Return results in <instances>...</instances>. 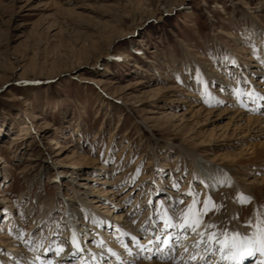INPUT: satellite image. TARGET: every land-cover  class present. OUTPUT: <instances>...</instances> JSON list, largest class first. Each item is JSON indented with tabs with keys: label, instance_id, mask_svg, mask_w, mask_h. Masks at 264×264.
Segmentation results:
<instances>
[{
	"label": "rangeland",
	"instance_id": "obj_1",
	"mask_svg": "<svg viewBox=\"0 0 264 264\" xmlns=\"http://www.w3.org/2000/svg\"><path fill=\"white\" fill-rule=\"evenodd\" d=\"M253 44L264 0H0V264H36L43 244L57 248L49 264L113 247L99 264H188L178 253L191 231L167 245L171 258L146 256L143 240L165 237L163 209L178 218L189 190L217 206L204 225L230 217L250 236L264 221ZM207 168L229 181H202ZM74 241L77 262L59 261Z\"/></svg>",
	"mask_w": 264,
	"mask_h": 264
},
{
	"label": "bare ground",
	"instance_id": "obj_2",
	"mask_svg": "<svg viewBox=\"0 0 264 264\" xmlns=\"http://www.w3.org/2000/svg\"><path fill=\"white\" fill-rule=\"evenodd\" d=\"M254 45V44H253ZM255 46V48H258L262 53H263V55H264V44H262V45H260V44H258V45H254ZM247 93H249V91H246ZM251 95V94H250ZM254 96L253 95H251V100H253L254 102H257V100L255 99V97L253 98ZM256 119V118H255ZM257 119H259L258 117H257ZM74 166H76V163L75 164H73V166L72 167H74ZM80 165H78V167H79ZM206 167H208V166H206ZM227 173H226V171L225 170H223L222 168H218V169H216V170H214L213 168H207V171L206 172H201L200 173V179L202 180V181H205V182H209V183H212V182H214V181H221V182H224V184H226L229 180H228V177H227ZM97 176V175H96ZM96 181H100V179L99 178H94ZM105 180V179H104ZM107 181V180H106ZM264 188V187H263ZM107 191L109 192V191H114V190H110V188H108L107 189ZM92 201H94V200H92ZM187 206H184V207H182L180 210H179V216H178V218L176 217V219H173V222L174 223H176V222H182V221H180V213L183 211V210H185V208H186ZM47 210V209H46ZM8 211H11V209H9ZM163 211H164V209H163ZM166 211V210H165ZM13 213V212H12ZM117 213L115 214V216L117 217ZM163 215V212H162V214H161V216ZM42 217V216H41ZM204 217H207V214H204L203 215V218ZM173 218V217H172ZM117 219V218H116ZM109 220V219H108ZM114 220V219H113ZM204 220V219H203ZM107 221V220H106ZM163 221V220H162ZM40 222H42V221H40ZM108 223V222H107ZM226 223H230L231 224V220H230V217L228 218V220L226 221ZM230 224L229 225H225V226H222V227H216L215 226V228L213 229V228H210V227H208V225H204V223L202 222L201 223V225H200V227L199 228H197V230L195 231V232H193V231H191L190 229L189 230H187V231H183V230H181V229H179V228H165V231H164V233H162V237H164V236H170L171 238H172V240H170V238H169V241H171L169 244L171 245V243H173L174 241H173V239H175V237L177 236V234H180L181 232H183V235L186 233V232H190L191 231V233L190 234H188V236L186 235V236H183V237H185L184 239H183V241H184V244H182L181 245V247H179V258H181L182 259V261H183V259H185V261H183L184 263L186 262V263H188V264H229V262H227V261H221L220 260V258H219V251H218V246H217V248L216 249H214L213 251H208V253H207V256H204L205 255V253L207 252L206 251V248H207V246H208V244L209 243H211V242H209L208 240H207V236H204V237H201V235H200V233L201 232H205V233H207V232H215L217 235H220L224 230H227L229 233H231V232H238V230H237V228L236 227H231L230 226ZM162 225H164V222H163V224ZM163 227H165V226H163ZM164 230V229H163ZM172 230V231H171ZM151 230H147V237L145 238V240H143L144 241V243H146V242H148V244L149 245H144V247L145 246H147V252H145V255L147 256V254H150V253H155L156 252V248H157V253L158 254H156V255H158V256H164V257H166V256H168V257H170L171 258V254L172 253H169V251H170V249L171 248H168V246L167 245H163V239H161L160 238V241H159V243H158V240L156 239V238H153L152 239V237H151V232H150ZM161 233V231H159L157 234H160ZM239 233V232H238ZM167 236V237H168ZM158 237V236H157ZM159 237H161V236H159ZM101 240H102V238H101ZM100 240V241H101ZM98 241H99V239H98ZM105 241L106 240H102V242L103 243H105ZM149 241H151V243H149ZM102 243V244H103ZM101 244V245H102ZM197 244H198V246H197ZM77 242H74V248L73 247H71V246H69V245H64V247H65V250H63L62 252H61V254L58 256V258H59V261H61L62 259L64 260L63 262H65L66 261V259H67V256L68 255H71V258H75L76 260V262H77V254L79 255V252H78V250L76 249L77 248ZM37 249L39 248V250L41 251L40 252V258L38 259V261H36L35 263L36 264H49V263H45L44 261L46 260V257H43L44 255H49L50 253H54L55 252V250L57 251V248L56 249H51V247H50V245L49 244H47V245H45V244H43V245H41L40 247L37 245V246H35ZM117 247V246H116ZM160 247H162L161 249H160ZM107 249V248H106ZM105 248H104V250H102L101 249V253H98V254H96V258H92L91 259V255H90V257H88L87 259H86V262H85V264H99V261H103V259L105 258H107L106 256H107V254L108 253H112V255L113 256H118L119 254V250L117 249V248H115V247H113L112 249L110 248L109 249V251H107ZM153 249V250H152ZM47 251V252H46ZM194 252V254H192ZM47 253V254H46ZM85 253L86 254H89V251H85ZM169 254V255H166V254ZM192 256H195L196 257V259L195 260H192V259H190V257H192ZM43 257V258H42ZM153 257V256H152ZM257 257V253H254L253 255H251V256H245V257H243L242 258V260H241V262H240V264H249V263H253V261L255 260V258ZM201 258H203V259H201ZM43 259V260H42ZM173 259V258H172ZM80 261L79 262H77L76 264H83V263H81V259H79ZM260 260H261V258H260ZM113 262H116V260H114ZM145 264H164V263H162V262H159V261H152V260H149V261H146L145 262ZM167 264V263H166ZM255 264H258V263H255Z\"/></svg>",
	"mask_w": 264,
	"mask_h": 264
},
{
	"label": "snow or ice",
	"instance_id": "obj_3",
	"mask_svg": "<svg viewBox=\"0 0 264 264\" xmlns=\"http://www.w3.org/2000/svg\"><path fill=\"white\" fill-rule=\"evenodd\" d=\"M174 186L178 187V185ZM188 194L193 197V200L180 213V221L182 222L174 223L173 218L168 215L167 211H163L161 219L165 228H179L183 231L190 229L195 232L203 221V215L217 207L211 197H206L201 206V202L191 190H189ZM250 199V197L240 196L241 203H246ZM208 227L214 229L215 225H209ZM252 227L254 231L250 236L242 235L238 232L229 233L227 230H224L219 237L215 232H201L200 235L201 237L207 236V240L211 242L208 244L206 251H213L218 246L221 261H227L229 264H240L243 257L251 256L258 252L261 257L258 264H264V221H261L258 217L256 224L252 225ZM156 239L159 240L160 237L158 236ZM169 243V238L165 236L163 244L168 245ZM190 259L195 260L196 257L192 256Z\"/></svg>",
	"mask_w": 264,
	"mask_h": 264
}]
</instances>
